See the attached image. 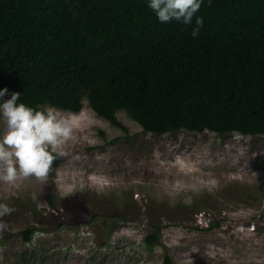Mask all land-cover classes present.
I'll list each match as a JSON object with an SVG mask.
<instances>
[{
    "label": "rangeland",
    "instance_id": "obj_1",
    "mask_svg": "<svg viewBox=\"0 0 264 264\" xmlns=\"http://www.w3.org/2000/svg\"><path fill=\"white\" fill-rule=\"evenodd\" d=\"M58 112L76 123L63 163L44 181L0 184L15 208L0 264H264V136L156 135L119 111L124 131L87 100Z\"/></svg>",
    "mask_w": 264,
    "mask_h": 264
},
{
    "label": "trees",
    "instance_id": "obj_2",
    "mask_svg": "<svg viewBox=\"0 0 264 264\" xmlns=\"http://www.w3.org/2000/svg\"><path fill=\"white\" fill-rule=\"evenodd\" d=\"M197 15L193 38L194 22L161 24L146 0H0V88L72 113L87 100L124 131L119 111L156 135L264 136V0H204Z\"/></svg>",
    "mask_w": 264,
    "mask_h": 264
},
{
    "label": "clouds",
    "instance_id": "obj_3",
    "mask_svg": "<svg viewBox=\"0 0 264 264\" xmlns=\"http://www.w3.org/2000/svg\"><path fill=\"white\" fill-rule=\"evenodd\" d=\"M204 0H146L147 7L161 24L172 21L193 25L196 38L204 25L197 15ZM0 88V184L10 189L22 178L44 181L52 162L68 155L66 145L73 139L74 118L62 116L52 105L31 106L20 101V92ZM15 208L0 202V233L8 228L4 217Z\"/></svg>",
    "mask_w": 264,
    "mask_h": 264
}]
</instances>
